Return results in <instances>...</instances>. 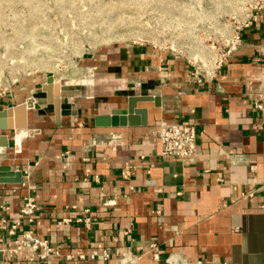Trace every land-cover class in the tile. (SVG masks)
<instances>
[{"label":"crops","instance_id":"crops-1","mask_svg":"<svg viewBox=\"0 0 264 264\" xmlns=\"http://www.w3.org/2000/svg\"><path fill=\"white\" fill-rule=\"evenodd\" d=\"M86 67L112 85L108 95L63 97L56 120L42 101L22 128L0 131V167L20 173L19 183H0V264H129L122 255L135 264H264V109L253 108L264 101V11L211 82L195 84L182 58L143 46L103 47ZM133 95L159 99L136 104L145 125L93 126ZM26 99H0V111ZM161 121L194 126L193 162L159 157ZM26 199L37 206L32 222L10 235ZM28 230L56 255L11 252Z\"/></svg>","mask_w":264,"mask_h":264},{"label":"rangeland","instance_id":"rangeland-1","mask_svg":"<svg viewBox=\"0 0 264 264\" xmlns=\"http://www.w3.org/2000/svg\"><path fill=\"white\" fill-rule=\"evenodd\" d=\"M259 7L264 0H0V99H43L47 77L64 97L108 95L112 85L86 67L99 49L223 51Z\"/></svg>","mask_w":264,"mask_h":264},{"label":"built area","instance_id":"built-area-1","mask_svg":"<svg viewBox=\"0 0 264 264\" xmlns=\"http://www.w3.org/2000/svg\"><path fill=\"white\" fill-rule=\"evenodd\" d=\"M260 11H264V8H254L247 17V20L245 19L246 21L243 25L235 32L232 41L225 47L226 50L221 51L210 45L207 52L197 54V56L193 57H184L180 52L173 53L171 51L169 54L176 58H182L186 62L189 76L195 84L211 82L219 74L223 63L231 52L237 48L239 32L251 26ZM253 108L257 111H262L264 109V101L255 102ZM155 137L159 146V157L161 158H172L191 163L197 156L196 135L192 124L161 121L155 130ZM36 210L37 206L34 201L32 199H26L13 217L8 234L12 235L14 230L23 222L30 224ZM10 251L13 253L25 251L31 257H36L38 260H44L50 255H56V251L49 248L46 241L32 236L29 230L21 235L20 239H16L13 242V248ZM96 255L97 253H91L89 254V258L93 259ZM76 257L78 260L84 259V256L80 253H77ZM101 257L106 258L107 254L103 252L101 253ZM121 259L129 264L136 263V259L125 258L124 255H122ZM29 260L32 261V258Z\"/></svg>","mask_w":264,"mask_h":264},{"label":"water","instance_id":"water-1","mask_svg":"<svg viewBox=\"0 0 264 264\" xmlns=\"http://www.w3.org/2000/svg\"><path fill=\"white\" fill-rule=\"evenodd\" d=\"M53 78L47 77L45 83L41 86V91L45 94V102L52 105L55 120L59 117L60 111V100L49 96L50 87L52 86ZM54 88V87H53ZM153 102L157 107L159 106L158 97L151 96H129L126 98L125 108L123 109H112L109 111L108 115H95L93 117V126L98 128H108V127H124V126H138L145 125L146 123V112L143 109L136 108L137 103L141 102ZM23 104H17L13 107L6 108L0 111V131H7L12 129L22 128V120L25 114V109L23 110ZM23 110L22 119L17 126L10 123L11 114L16 110ZM6 140V139H5ZM20 182V173L10 171L9 167H0V183H12L16 184ZM0 262H1V252H0Z\"/></svg>","mask_w":264,"mask_h":264},{"label":"bare ground","instance_id":"bare-ground-1","mask_svg":"<svg viewBox=\"0 0 264 264\" xmlns=\"http://www.w3.org/2000/svg\"><path fill=\"white\" fill-rule=\"evenodd\" d=\"M58 85L59 83H56V81L54 80L53 83H52V86L50 87V91H49V96L51 97V99L53 98H56V99H59L61 101V99L66 96L65 94L61 93L58 89ZM54 87V88H53ZM98 90V89H97ZM42 101H45L44 99L43 100H40V99H36L34 97H30V98H27L23 104V110L25 109L26 110H29V109H33L34 106L37 107L39 104H43ZM16 110V111H13L12 114H11V121L14 123L13 119L17 118V121H15V123L18 124V122L21 121V117H22V112L23 110ZM17 139H19L18 136H16Z\"/></svg>","mask_w":264,"mask_h":264}]
</instances>
